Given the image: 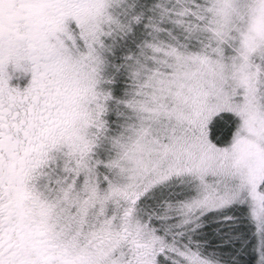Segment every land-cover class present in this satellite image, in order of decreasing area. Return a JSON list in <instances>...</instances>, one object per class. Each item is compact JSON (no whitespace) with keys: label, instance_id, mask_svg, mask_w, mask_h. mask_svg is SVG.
I'll use <instances>...</instances> for the list:
<instances>
[{"label":"snow or ice","instance_id":"1","mask_svg":"<svg viewBox=\"0 0 264 264\" xmlns=\"http://www.w3.org/2000/svg\"><path fill=\"white\" fill-rule=\"evenodd\" d=\"M0 264H264V0H0Z\"/></svg>","mask_w":264,"mask_h":264}]
</instances>
